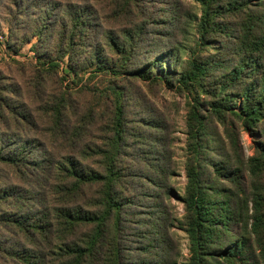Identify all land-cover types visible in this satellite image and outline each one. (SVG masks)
<instances>
[{
	"label": "trees",
	"instance_id": "1",
	"mask_svg": "<svg viewBox=\"0 0 264 264\" xmlns=\"http://www.w3.org/2000/svg\"><path fill=\"white\" fill-rule=\"evenodd\" d=\"M107 1L119 31H101L90 0L12 2L24 33L11 32L8 48L18 54L15 43L37 39L62 55L40 52L32 62L15 59L11 73L0 70V264H132L124 238L134 223L128 219L133 202L120 192L128 174L118 159L127 94L117 84L104 87L101 93L114 105V134L103 148L82 147L83 130L72 125L66 97L57 99L49 87L66 57L75 77L83 67L91 72L88 79L102 73L159 81L192 99L187 184L182 196L175 194L185 215L173 219L164 204L153 206L155 222L139 225L148 226L139 234L148 262L136 264L177 263L174 220L190 241L185 264H264V0H196L200 17L182 6L192 43L169 49L163 43L157 49L150 39L159 20L145 16L142 0ZM103 39L123 55V66L102 57ZM218 41L219 48L210 46ZM154 53L150 61L141 59ZM215 120L224 137L212 126ZM243 131L260 136L249 158ZM50 141L71 154L53 153ZM80 159L97 160L99 169Z\"/></svg>",
	"mask_w": 264,
	"mask_h": 264
},
{
	"label": "rangeland",
	"instance_id": "2",
	"mask_svg": "<svg viewBox=\"0 0 264 264\" xmlns=\"http://www.w3.org/2000/svg\"><path fill=\"white\" fill-rule=\"evenodd\" d=\"M142 1L145 5L142 6L146 10L145 16L159 20V24H155L154 33L150 37L156 41L157 45L163 43L165 49H169L172 47V43L180 42L187 47L189 43H192L186 33L188 20L182 18L179 11L182 12V6H184L191 14L200 17L201 6L196 0ZM12 2L13 0H0V54H2L0 70L11 73L10 68L14 67L15 59L32 62L36 53L40 52L52 53V57L58 59L62 53L54 51L53 44L43 48L37 39L28 44H23L21 41L14 42L19 46V48L18 46L13 47V49H18V54L8 48L6 42L10 41L11 32L16 31L20 35L24 33L20 25L16 24L17 20H14L17 10ZM90 3L96 8L95 16L97 23L100 26L102 24V32L121 29V22L110 18L112 16V11L109 9L110 2L90 0ZM251 9L257 10L255 4L251 6ZM183 13L186 12L183 11ZM173 15L179 17L181 21L173 23ZM164 17H166V21L162 20ZM192 33H195L194 29ZM218 37L219 40L222 38ZM213 43L210 46L218 48L221 46V41ZM101 46L105 48L102 56L104 59L116 62L117 67L124 65L123 55L116 53L110 44L106 43V40H102ZM160 48L161 45L157 49ZM207 50L209 53L216 51L214 48ZM156 55L159 54L142 56L141 59H145L144 62L150 61L151 57ZM188 55L184 52L180 54L182 59H186ZM85 57L83 55L78 58L77 65H82ZM68 59L69 57H66L60 61L59 71L50 76L49 87L57 99L63 95L66 97L67 114L72 125L76 124L83 130L82 147L90 150L91 147L96 149V146L103 148L108 143L106 142L108 137L114 134L112 131L114 105L106 94L101 93L104 87H107L108 84H117L127 94L125 140L118 159L120 168L128 174L127 189L120 188V192L133 202L129 208L128 219L134 223L130 225L128 235L124 238V245L130 251L132 264L143 261L147 263L148 255L141 250L143 243L147 242H144L139 234L146 231L148 226L145 225L140 229L139 225L146 223L151 226L158 216L157 208L154 207L161 204H164L163 209L173 219H183L185 215L184 205L176 198L175 194L182 196L187 184L185 163L189 134L188 116L192 99L185 92L171 88L166 83L159 81H142L130 76L111 79L110 76L102 73L94 79H88L91 72L83 70V67L78 68L80 75L75 77L71 72H68L66 67ZM205 113L209 114L208 110ZM212 126L224 137L223 126L217 120L212 123ZM259 139V134L252 135L247 131L242 132L241 140L246 158L255 155V146ZM50 142L49 146H54L53 153L71 154L68 149L65 150L61 147L59 142ZM81 161L82 163L85 161L87 166L99 169L97 160ZM161 184H164L163 187H160ZM173 222L172 236L177 248L175 252L180 253L176 264H185L190 258V241L186 232L180 228L179 223L175 220Z\"/></svg>",
	"mask_w": 264,
	"mask_h": 264
},
{
	"label": "crops",
	"instance_id": "3",
	"mask_svg": "<svg viewBox=\"0 0 264 264\" xmlns=\"http://www.w3.org/2000/svg\"><path fill=\"white\" fill-rule=\"evenodd\" d=\"M2 59V54H0V60Z\"/></svg>",
	"mask_w": 264,
	"mask_h": 264
}]
</instances>
